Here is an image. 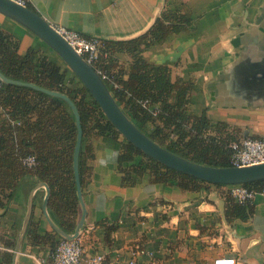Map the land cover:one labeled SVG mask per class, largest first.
Wrapping results in <instances>:
<instances>
[{"label":"crops","instance_id":"crops-1","mask_svg":"<svg viewBox=\"0 0 264 264\" xmlns=\"http://www.w3.org/2000/svg\"><path fill=\"white\" fill-rule=\"evenodd\" d=\"M160 3L161 0H29L53 26L101 40H129L147 31ZM171 3L181 8L193 25L145 49L142 57L154 65L169 67L173 81L194 83L187 110L190 115L206 111L213 124L227 123L231 129L240 130L242 137L245 132L248 137H264V0ZM0 29L20 38V54L36 48L56 63L57 70H69L43 41L1 14ZM117 57L124 65L132 61L125 53ZM70 73L72 77L69 70ZM91 142V178L83 191L87 254L105 255L113 264H129L135 253L139 261L154 259L158 264H206L220 256L264 264V195L259 193L248 205L253 210L249 220L229 221L211 200V195L217 193L226 204L229 186L208 184L198 192H190L177 185L152 183L149 175L134 187L124 186L118 169L120 141L95 137ZM39 182L34 176L24 178L10 204L0 209V264L5 254L13 258L28 197ZM44 197L45 190L39 189L32 229L41 235H52L42 211ZM51 244L52 241L35 245L27 236L17 264H39V260L48 259Z\"/></svg>","mask_w":264,"mask_h":264},{"label":"trees","instance_id":"trees-1","mask_svg":"<svg viewBox=\"0 0 264 264\" xmlns=\"http://www.w3.org/2000/svg\"><path fill=\"white\" fill-rule=\"evenodd\" d=\"M152 28L144 35L128 41L103 40L96 71L105 72L112 94L135 124L153 141L192 162L212 167H229L230 144L242 137L241 131L227 123L213 124L207 112L199 116L187 110L195 90L193 82L173 81L167 66L147 62L142 52L170 36L187 31L193 20L171 0ZM29 8L36 10L32 5ZM20 38L0 29V72L6 77L33 83L73 99L78 107L83 128L80 154V179L83 191L91 178L89 161L93 158L91 140L105 137L120 143L118 169L124 186L134 187L145 175L151 182L177 185L180 189L198 192L208 183L196 177L168 168L143 155L127 142L105 117L89 92L72 73L57 70L56 63L46 53L30 48L19 53ZM131 56L128 65L117 55ZM76 81V86L74 82ZM78 128L75 116L66 103L56 97L29 87L4 84L0 93V209L12 201L22 180L34 176L51 189L49 210L65 233L72 234L79 222L80 205L74 174V149ZM34 156L36 164L28 167L24 159ZM262 191L264 181L246 185ZM223 187V185H217ZM226 216L229 221L249 220L253 210L236 203L227 192ZM27 236L39 245L51 242L56 234L41 235L29 227ZM12 255L3 256V264H11Z\"/></svg>","mask_w":264,"mask_h":264},{"label":"water","instance_id":"water-1","mask_svg":"<svg viewBox=\"0 0 264 264\" xmlns=\"http://www.w3.org/2000/svg\"><path fill=\"white\" fill-rule=\"evenodd\" d=\"M166 1L161 0L157 16L151 27L140 34L139 36L129 39H136L147 33L155 24L157 19L161 16L164 10ZM0 14L13 20L19 25L26 28L33 35L38 37L52 50L67 68L78 78L86 90L89 92L96 105L101 109L105 117L114 126L115 130L129 143L139 149L143 155L155 160L156 162L182 172L184 174L193 176L202 180L209 185H251L264 181V163L245 167H212L203 164L192 162L185 159L168 149L162 147L146 135L129 117L125 110L116 100L111 90L107 86L101 75L90 65L84 57L79 54L66 40L61 36L55 27L50 24L37 10H33L28 6L17 4L13 0H0ZM114 41H128V40H114ZM0 79L4 84L18 85L29 87L34 90L43 92L49 96L59 98L68 105L76 119L78 128L77 140L74 149V174L77 185L78 200L80 205V218L75 231L72 234L65 233L61 226L56 222L49 210V199L51 189L47 183L39 182L37 186L30 192L27 202V208L23 224L15 245L14 254L11 264H17V259L22 251L23 244L27 237V233L31 224L34 212L35 195L39 189L45 190V197L42 204L43 215L52 228L54 234L64 240H75L79 238L85 229L87 219V208L84 200V193L80 179V154L83 144V128L81 122L80 112L77 105L71 97L61 92L51 91L40 87L33 83H27L17 80H12L0 72ZM248 137V132H245L243 138ZM211 200L216 202L220 210L226 218L225 202L218 198L217 193L211 195Z\"/></svg>","mask_w":264,"mask_h":264},{"label":"built area","instance_id":"built-area-1","mask_svg":"<svg viewBox=\"0 0 264 264\" xmlns=\"http://www.w3.org/2000/svg\"><path fill=\"white\" fill-rule=\"evenodd\" d=\"M17 4L28 6L29 0H13ZM57 32L79 53L84 59L94 67L96 64L100 49L103 46V40L99 38L87 37L78 31L65 28L64 26H54ZM98 72V71H97ZM102 79L107 80L108 75L105 72H98ZM2 81L0 79V93L2 90ZM232 157L230 166L245 167L264 163V137H241L239 140L230 144ZM24 164L33 167L36 164L34 156H28L24 159ZM230 197L238 204L248 206L260 193L264 195V190L257 191L244 185L229 186ZM82 232L79 238L75 240L57 239L50 252L48 259L39 260V264H113L105 255L87 254L85 241ZM129 264H158L154 259L148 261H139L135 256L129 261ZM206 264H249L240 257L220 256Z\"/></svg>","mask_w":264,"mask_h":264}]
</instances>
